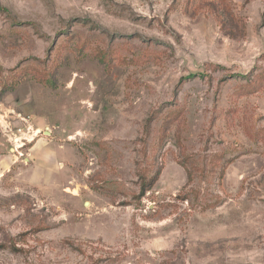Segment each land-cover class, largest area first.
Segmentation results:
<instances>
[{
	"label": "rangeland",
	"instance_id": "374dc122",
	"mask_svg": "<svg viewBox=\"0 0 264 264\" xmlns=\"http://www.w3.org/2000/svg\"><path fill=\"white\" fill-rule=\"evenodd\" d=\"M0 8V264H264V0Z\"/></svg>",
	"mask_w": 264,
	"mask_h": 264
},
{
	"label": "trees",
	"instance_id": "16d2710c",
	"mask_svg": "<svg viewBox=\"0 0 264 264\" xmlns=\"http://www.w3.org/2000/svg\"><path fill=\"white\" fill-rule=\"evenodd\" d=\"M0 10H2L0 8ZM5 10V9H3ZM6 11V10H5ZM193 77H195L194 75H189L188 77L184 78V79H181L180 83L183 81V80H188V79H192ZM156 181V178L155 176L152 177V178H143V181L141 183V186H140V194L141 195H144L146 191H148L152 186L153 184L155 183Z\"/></svg>",
	"mask_w": 264,
	"mask_h": 264
},
{
	"label": "water",
	"instance_id": "95a60500",
	"mask_svg": "<svg viewBox=\"0 0 264 264\" xmlns=\"http://www.w3.org/2000/svg\"><path fill=\"white\" fill-rule=\"evenodd\" d=\"M2 68L0 67V70H1Z\"/></svg>",
	"mask_w": 264,
	"mask_h": 264
}]
</instances>
